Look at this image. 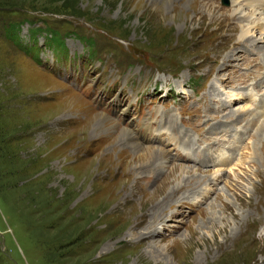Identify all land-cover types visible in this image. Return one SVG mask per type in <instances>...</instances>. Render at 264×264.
Returning a JSON list of instances; mask_svg holds the SVG:
<instances>
[{
    "label": "rangeland",
    "instance_id": "rangeland-1",
    "mask_svg": "<svg viewBox=\"0 0 264 264\" xmlns=\"http://www.w3.org/2000/svg\"><path fill=\"white\" fill-rule=\"evenodd\" d=\"M238 2L0 0V264H264V31ZM146 147L165 168L127 163ZM167 157L192 173L171 191Z\"/></svg>",
    "mask_w": 264,
    "mask_h": 264
},
{
    "label": "bare ground",
    "instance_id": "bare-ground-1",
    "mask_svg": "<svg viewBox=\"0 0 264 264\" xmlns=\"http://www.w3.org/2000/svg\"><path fill=\"white\" fill-rule=\"evenodd\" d=\"M231 1L233 3L238 2V0H231ZM241 1H243V2L242 3L238 2L237 7H235V10H236V12L238 11L239 13H241L242 17L248 23V28L243 29L242 33L247 34V33L253 32V33H260V35H261L262 31H264V0H241ZM145 3L147 5H150V6L153 5L154 7H159L162 11L166 12V11H168L171 8L173 0H161V1L160 0H145ZM207 14H209V13H207ZM247 38L248 37H246V39ZM249 40H251V39H249ZM255 42L256 41L251 40L250 43H249V47L253 46V43H255ZM79 102H80V100H79ZM254 108H261V110H264V100L262 102H260V104L255 105ZM98 119H104V116H100L99 115L97 120H95L96 122L94 121L93 123H90L91 124L90 125V132L91 133H94L96 130L98 131L99 127L101 126L100 123L98 122ZM146 135L150 136V133H148ZM158 153H161L162 155H160ZM185 154L191 156V153L190 154L189 153H185ZM152 157L153 158L155 157V159L158 161L159 167L161 165L162 168H165L166 152H164V148H161V150H158V148H154V147L153 148L146 147V148L139 149V152H138L136 158H131V159L129 158L127 163L131 164L132 161H134V162H136V164H134L135 166L142 165V164L146 163L147 161H149L150 158H152ZM167 158L169 160V163L167 164V167H169V168H168V172L166 173V175H167L166 178H168V181H169L168 184H170L169 186H171V188H170V191H171V190L177 189L178 185L182 184L180 181H182L183 178H186V179L189 180L190 176H192V173L190 171L189 172L186 171L184 165H181V164H178V163L170 165L172 158H170V157H167ZM185 159L188 160L186 157H185ZM198 161L199 160L194 159L192 162H196L197 163ZM188 191H190V190H188ZM254 205H257V202H255ZM153 215L154 214H153V211H152V215L151 216H153ZM144 235L147 236L146 234H144Z\"/></svg>",
    "mask_w": 264,
    "mask_h": 264
},
{
    "label": "trees",
    "instance_id": "trees-1",
    "mask_svg": "<svg viewBox=\"0 0 264 264\" xmlns=\"http://www.w3.org/2000/svg\"><path fill=\"white\" fill-rule=\"evenodd\" d=\"M3 33H4V36L10 38L14 42L18 41V38H19L18 34L20 33V23H11V22L9 23V22H6L4 24V27H3ZM35 34L36 33L31 31V40H33L34 43L36 44V40H35L36 36H35ZM24 49H25V47H24ZM31 52H33L31 49H29L27 51V53H29V55H30ZM35 52L36 53L39 52L38 48L35 49ZM36 55H39V54H36ZM9 131H4V130L0 131V140L1 141L5 140L7 137L11 136ZM8 144H10V141L4 142L3 145H1V143H0V163H7V166H10L12 164V162L9 159L3 158V155H6V151L5 150L9 149ZM1 168H2V166L0 167V174H1ZM1 187H3V186H1ZM1 187H0V190H1Z\"/></svg>",
    "mask_w": 264,
    "mask_h": 264
}]
</instances>
